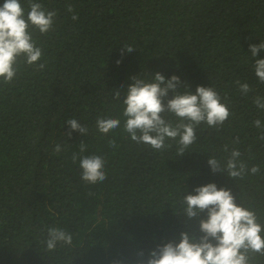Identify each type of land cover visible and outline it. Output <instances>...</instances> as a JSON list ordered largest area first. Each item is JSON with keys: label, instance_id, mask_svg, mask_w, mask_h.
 Returning a JSON list of instances; mask_svg holds the SVG:
<instances>
[{"label": "trees", "instance_id": "1", "mask_svg": "<svg viewBox=\"0 0 264 264\" xmlns=\"http://www.w3.org/2000/svg\"><path fill=\"white\" fill-rule=\"evenodd\" d=\"M37 2L58 13L48 34L32 30L46 67L24 64L18 79L0 85V264H138L141 250L147 256L157 245L178 242L183 231L199 234V218L177 215L178 201L184 189L195 194L213 182L231 189L264 223V141L253 125L264 123L253 103L254 95L264 96L253 70L264 50L253 58L249 48L264 42V0ZM69 3L74 13L66 11ZM125 44L135 51L121 55ZM156 72L179 76L192 92L214 86L234 115L219 131L201 124L183 156L174 142L160 152L132 141L123 118L117 130L99 133L97 117L123 109V95L118 102L112 92L121 85L126 92L133 76ZM237 79L254 91L245 96ZM70 118L86 125L88 135L72 131ZM81 142L87 149L81 155L106 157L104 182L82 181L79 161H72ZM57 144L64 146L59 154ZM225 144L238 147L260 173L237 181L213 173L208 160L226 158ZM56 225L72 233L73 244L47 252L40 241ZM254 264H264V256L257 254Z\"/></svg>", "mask_w": 264, "mask_h": 264}, {"label": "clouds", "instance_id": "2", "mask_svg": "<svg viewBox=\"0 0 264 264\" xmlns=\"http://www.w3.org/2000/svg\"><path fill=\"white\" fill-rule=\"evenodd\" d=\"M5 0L0 6V85H10L18 79L24 64L42 70L46 64L41 62L44 49L33 36V29L41 35L53 30L58 13L49 10L37 2L26 0ZM66 11L75 12L72 4L66 5ZM73 21L78 14L72 15ZM253 58L264 50V42L249 46ZM131 53L135 47L125 44L121 48ZM122 63L117 60V64ZM255 77L264 84V59H255L253 64ZM147 77V78H146ZM132 83L122 92L123 85L112 92L113 100L121 101L122 112L101 114L96 120V129L101 134H108L121 127L130 139L138 144H147L156 151L163 152L176 146L177 156H183L197 139V129L201 124L219 131L231 115L229 103L214 86L198 85L195 92L191 86L177 75L170 79L164 74L145 73L131 77ZM241 93L247 96L254 89L247 82L235 81ZM253 103L264 111V96L254 95ZM174 117V119H172ZM72 131L87 136L89 129L77 119L65 122ZM253 125L261 130L259 139L264 141V123L260 119ZM72 131L66 133L72 136ZM239 137L232 144L238 145ZM112 148L115 140H110ZM64 146L55 145L54 152L59 154ZM86 146L80 143V152L72 154V161H79L82 169L81 179L88 184H97L107 179L104 155H81ZM223 151L228 155L223 160L210 156L208 164L213 173H225L234 180H243L249 174L260 173V166L249 168L238 147L229 148L225 144ZM251 153V148H249ZM251 158V156L249 157ZM194 193L183 194L178 201L181 211L177 215L187 217V221L199 218V234L183 231L179 241H169L157 245L145 256L143 250L137 253L138 264H254L256 255L264 256V223H261L257 211L238 202L232 190L218 187L216 183L198 186ZM91 195V193H90ZM206 214V218L204 217ZM186 221V224H187ZM45 251L55 252L57 247L71 246L73 235L58 225L47 228L46 239L41 240ZM119 264V262H117Z\"/></svg>", "mask_w": 264, "mask_h": 264}]
</instances>
